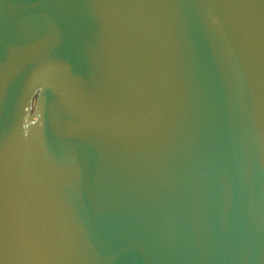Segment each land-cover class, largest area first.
<instances>
[{"label":"water","instance_id":"1","mask_svg":"<svg viewBox=\"0 0 264 264\" xmlns=\"http://www.w3.org/2000/svg\"><path fill=\"white\" fill-rule=\"evenodd\" d=\"M0 264H264V0H0Z\"/></svg>","mask_w":264,"mask_h":264}]
</instances>
